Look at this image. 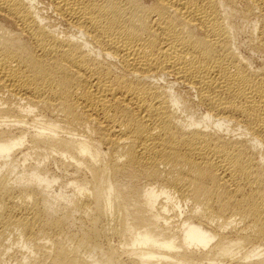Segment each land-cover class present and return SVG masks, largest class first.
<instances>
[{
    "label": "bare ground",
    "instance_id": "1",
    "mask_svg": "<svg viewBox=\"0 0 264 264\" xmlns=\"http://www.w3.org/2000/svg\"><path fill=\"white\" fill-rule=\"evenodd\" d=\"M0 264H264V0H0Z\"/></svg>",
    "mask_w": 264,
    "mask_h": 264
},
{
    "label": "rangeland",
    "instance_id": "2",
    "mask_svg": "<svg viewBox=\"0 0 264 264\" xmlns=\"http://www.w3.org/2000/svg\"><path fill=\"white\" fill-rule=\"evenodd\" d=\"M242 26H243V25H242ZM242 26L240 27V31L242 30V32H244V34H243L242 32L239 31L240 33H239V37H238V38H240V40H242L241 38H243V39L245 38V40H242V41L244 42V43L242 42V44L245 45V47H244V49H245V48H247V44H245V43H246L245 41H246V38H247V30H248V27H247L246 25H244L243 27H242ZM244 27H245V28H244ZM246 27H247V29H246ZM243 28H244V29H243ZM245 29H246V30H245ZM244 30H245V31H244ZM245 35H246V36H245ZM245 52H247V49H245ZM111 243L114 244V243H115V240H112Z\"/></svg>",
    "mask_w": 264,
    "mask_h": 264
}]
</instances>
